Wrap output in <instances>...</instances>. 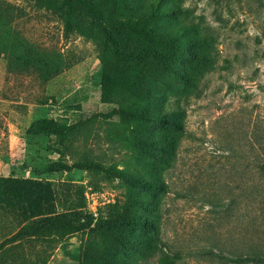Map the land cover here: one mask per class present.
Returning a JSON list of instances; mask_svg holds the SVG:
<instances>
[{
  "label": "rangeland",
  "instance_id": "rangeland-1",
  "mask_svg": "<svg viewBox=\"0 0 264 264\" xmlns=\"http://www.w3.org/2000/svg\"><path fill=\"white\" fill-rule=\"evenodd\" d=\"M60 1L0 0V264H230L264 231L233 203L259 184L264 0H87L67 33ZM143 27L185 53L115 58Z\"/></svg>",
  "mask_w": 264,
  "mask_h": 264
},
{
  "label": "trees",
  "instance_id": "trees-1",
  "mask_svg": "<svg viewBox=\"0 0 264 264\" xmlns=\"http://www.w3.org/2000/svg\"><path fill=\"white\" fill-rule=\"evenodd\" d=\"M61 8L63 9V25L65 32L72 30V18L74 7L81 10L86 15L96 18L98 13L94 4L87 0H61ZM144 35L153 39L155 37L156 45L151 47H142L138 52H131L129 54H121L115 43L113 42L112 53L115 58L128 59L134 56L137 58L149 57L156 59L160 63V59L166 63L171 61L173 57L182 55L185 53L182 42H185L182 33L177 29H172L170 36L160 35L157 32L155 36L152 32L146 28H142ZM161 64V63H160ZM42 123V122H40ZM39 124V123H36ZM55 132L59 136H69L72 133V127H67L62 124H54ZM33 129V126H31ZM253 142L250 144V150L252 151V165L250 167L251 181L258 182L259 184H252L245 188L239 187L238 193L234 196V202H239L241 199L250 203L251 213H254L256 218L264 219V129L261 134H253ZM257 145V146H256ZM258 147V148H257ZM256 170V172H255ZM7 184V180H0V187H4ZM32 190L34 187H28ZM37 216V215H34ZM132 222V221H131ZM135 225H141V220L137 219L134 222ZM36 232L29 233L34 235ZM258 239L250 238V242L244 251L232 252L230 256H225L220 251L216 254V258L223 263L229 261L230 264H264V241L260 242V239L264 235V231H260L252 226L251 236ZM4 243H0V249Z\"/></svg>",
  "mask_w": 264,
  "mask_h": 264
}]
</instances>
